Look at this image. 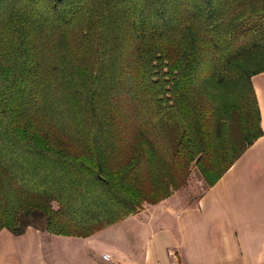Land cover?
<instances>
[{
    "label": "trees",
    "instance_id": "trees-1",
    "mask_svg": "<svg viewBox=\"0 0 264 264\" xmlns=\"http://www.w3.org/2000/svg\"><path fill=\"white\" fill-rule=\"evenodd\" d=\"M264 0H0V230L88 237L208 186L263 134Z\"/></svg>",
    "mask_w": 264,
    "mask_h": 264
},
{
    "label": "crops",
    "instance_id": "crops-1",
    "mask_svg": "<svg viewBox=\"0 0 264 264\" xmlns=\"http://www.w3.org/2000/svg\"><path fill=\"white\" fill-rule=\"evenodd\" d=\"M252 82L263 134L195 202L176 191L88 237L2 229L0 264H264V72Z\"/></svg>",
    "mask_w": 264,
    "mask_h": 264
},
{
    "label": "rangeland",
    "instance_id": "rangeland-1",
    "mask_svg": "<svg viewBox=\"0 0 264 264\" xmlns=\"http://www.w3.org/2000/svg\"><path fill=\"white\" fill-rule=\"evenodd\" d=\"M209 187L211 186L207 185L199 170L194 167L192 169L188 184L177 191H179L178 195H180L184 202L191 204L192 202H195L199 197H201ZM145 206L147 207V204ZM146 207H144L143 209H145Z\"/></svg>",
    "mask_w": 264,
    "mask_h": 264
},
{
    "label": "built area",
    "instance_id": "built-area-1",
    "mask_svg": "<svg viewBox=\"0 0 264 264\" xmlns=\"http://www.w3.org/2000/svg\"><path fill=\"white\" fill-rule=\"evenodd\" d=\"M104 258L109 259L110 257H109V255L106 254V255H104Z\"/></svg>",
    "mask_w": 264,
    "mask_h": 264
}]
</instances>
